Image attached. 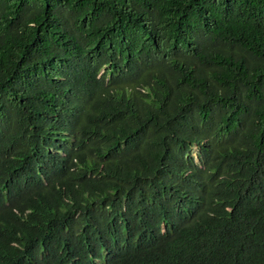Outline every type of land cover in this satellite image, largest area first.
Instances as JSON below:
<instances>
[{"label": "trees", "instance_id": "trees-1", "mask_svg": "<svg viewBox=\"0 0 264 264\" xmlns=\"http://www.w3.org/2000/svg\"><path fill=\"white\" fill-rule=\"evenodd\" d=\"M0 264H264V0H0Z\"/></svg>", "mask_w": 264, "mask_h": 264}, {"label": "rangeland", "instance_id": "rangeland-1", "mask_svg": "<svg viewBox=\"0 0 264 264\" xmlns=\"http://www.w3.org/2000/svg\"><path fill=\"white\" fill-rule=\"evenodd\" d=\"M196 152H197L196 147H193V149H192V155L195 157V159H196V161H197V158H196Z\"/></svg>", "mask_w": 264, "mask_h": 264}]
</instances>
